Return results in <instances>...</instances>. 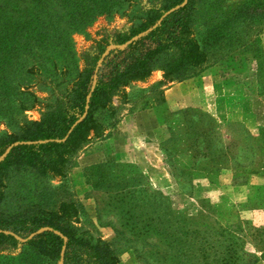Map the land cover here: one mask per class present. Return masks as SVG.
Returning <instances> with one entry per match:
<instances>
[{"label": "rangeland", "instance_id": "rangeland-1", "mask_svg": "<svg viewBox=\"0 0 264 264\" xmlns=\"http://www.w3.org/2000/svg\"><path fill=\"white\" fill-rule=\"evenodd\" d=\"M51 1L50 8L32 0L3 8L0 0L2 22L17 26L7 34L8 48L0 51V138L18 137L26 122L41 120L56 94L72 93L76 69H83L82 52L115 32L139 26L144 11L170 2L81 0L64 7ZM240 1L191 0L190 30L199 46L207 30ZM260 29L264 55V27ZM241 31L238 43L202 71L218 69L226 82L215 92L212 106L193 102L180 107L179 93L170 104L166 91L202 72L175 80L163 70L120 88L109 104L118 122L127 112L150 110L157 117L169 180L165 187L151 185L140 167L115 156L88 165L94 162L88 157L116 128L105 132L107 137L91 132L65 178L30 168L5 171L0 218L57 216L88 242L104 244L116 264H264L262 244L249 237L250 229L264 228V93L256 60L239 49L243 36L254 40L258 30ZM97 165L104 166L90 174L98 183L94 189L85 174ZM81 180L87 187L84 194L76 191ZM10 259L60 264L35 256L23 244L0 252V264Z\"/></svg>", "mask_w": 264, "mask_h": 264}, {"label": "trees", "instance_id": "trees-1", "mask_svg": "<svg viewBox=\"0 0 264 264\" xmlns=\"http://www.w3.org/2000/svg\"><path fill=\"white\" fill-rule=\"evenodd\" d=\"M2 1L3 8H16L21 0ZM32 1L44 8L53 6L51 0ZM54 1L59 6L74 7L81 0ZM169 1L167 6L162 4L144 11L139 26L115 32L82 52L83 69H76L71 81L72 93L56 94L46 105L41 120L26 122L20 127L18 137L1 135L0 177L5 171L20 167L65 178L91 132L107 137L104 133L116 128L118 119L109 104L120 88L145 79L156 70H163L175 80L195 76L211 61L218 62L222 50L233 48L243 29L258 30L254 40H251L253 36H243L239 49L241 55L248 53L256 60L258 86L260 94L264 93V55L259 37L260 27H264L263 0L238 2L229 13L222 14L223 21L207 30L201 46L190 30L191 0ZM2 16L0 11V51L8 48L7 34L17 29L12 23L2 22ZM37 35L33 33V37ZM73 58L77 63L74 55ZM103 166L86 170V182L94 189L98 183L92 181L90 174ZM56 217L0 218V252L23 244L35 256L60 264H116L104 244L88 242ZM250 231L253 233L249 237L262 244L264 261V228ZM7 264H26V260L10 259Z\"/></svg>", "mask_w": 264, "mask_h": 264}, {"label": "crops", "instance_id": "crops-1", "mask_svg": "<svg viewBox=\"0 0 264 264\" xmlns=\"http://www.w3.org/2000/svg\"><path fill=\"white\" fill-rule=\"evenodd\" d=\"M224 84L226 82L220 75V71L210 68L193 80L183 83L179 88L166 91V99L173 104L174 95L179 93L181 97L176 104H180V107L193 104V102L212 106L210 104L215 102V92L217 94ZM231 95L234 94L231 93ZM162 138L163 132L158 119L150 110L127 112L118 122L113 135L101 142L100 150L96 154L88 157L89 161H94L88 165L102 162L109 156H115L122 162L140 167L151 185L163 188L169 180L158 145ZM76 191L79 194L87 191L84 180L78 182ZM84 204L86 212H89V200Z\"/></svg>", "mask_w": 264, "mask_h": 264}]
</instances>
